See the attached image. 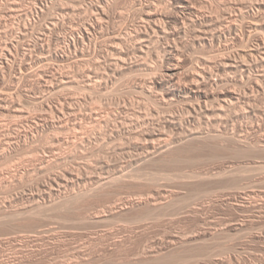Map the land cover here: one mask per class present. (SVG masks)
I'll list each match as a JSON object with an SVG mask.
<instances>
[{"label":"rangeland","instance_id":"obj_1","mask_svg":"<svg viewBox=\"0 0 264 264\" xmlns=\"http://www.w3.org/2000/svg\"><path fill=\"white\" fill-rule=\"evenodd\" d=\"M65 1L66 0H60V1L59 0H54V1L53 0H0V2L2 3V4H0V11L1 10L4 11V12L3 11L0 12V68H1L0 71L2 70L0 72V80H1L0 81L1 82L0 83V91H1V93H4L6 95L8 94V92L12 91L8 94L9 98L16 100L17 103L19 101V103H18L20 105L19 107H20V109L24 110V117H25V120H24L21 117L13 116V114L10 115V113H8L7 111L2 112L0 110V119L2 120V121L0 120V133L5 132L3 135H1L2 133L0 134V140H1L0 141V152H1L0 153L1 154L0 155V161H1L0 162V180H1L0 181V208L11 213V212H15V211L20 212L21 210L27 211V209L31 210L34 207H36L38 203H40V205H42V203L44 204L45 202H47V205H46V203L44 204V206L47 207L48 205H51L53 203L58 202L59 200L57 197H59V199H61L63 197V195H61V193L62 194L65 193V195H67V194L75 192V190H76V192L77 191L79 192V191H82L80 189L84 190V188L86 189L89 187L88 189H91L92 186L96 187L97 186L96 180L100 181V179H101V180H103V182L108 181L107 182L108 185H109V182L111 184L107 188H105L106 190L104 189V192H102L103 194L97 193L94 195V197L90 195V196H88L89 198L88 197L82 198L76 204L77 206L75 205L76 207L75 206L71 207L72 209L69 208V210L67 209V211L66 210H60L59 211V209L49 208V210H45L46 214L49 213L46 215L44 212V209H43V211L37 210L36 213L37 212H39V213L43 212L42 213L43 217L42 216L40 217V215L38 213V214H35L34 216L31 217L32 220L30 219V217H28V220L26 218L25 221L23 218H19L20 221H19V219H16V223H14V221L12 219H10L11 222L8 225L2 223L0 225V264H6V263L7 264L8 263L9 264H65V263L71 264L70 262H72V264H75V263L76 264H87L88 262H89L88 264H91V263H93V264H121V263L122 264L123 263L124 264H145L146 263V264H148L149 263L148 261H150L149 264H153L154 262H155L154 264H177V263L178 264H264V211H262V210H264L263 209L264 208V151H263L264 150V117H263L264 116V112H263V110H264V103H263L264 102V90H262L263 88L262 89L256 88L257 90L254 89V91H255L254 92V91H252L253 90L252 87H255V85L250 84L251 91L249 90V92H252L250 94H251V96L253 95V97H252V100L254 99V101H252L253 103H250L251 105L250 106L248 105L249 107L243 106L244 108L242 107V108L237 109L238 111H234L235 114L231 113L226 118L224 117L223 120L219 119V121L222 120V122L217 121L216 123H214V126L217 129H221V131L223 130L222 132L231 133V135H236V137L238 136L237 138H239L241 141L244 140L243 142H246L248 140L247 141L248 143H252V145H257L256 147L254 146V148L252 150H248L249 152L247 150L244 152H239V151L236 152L234 149H231V148L228 149V147H225V146H220V147L217 146L218 147L217 148L215 145H213V147L209 146L207 148L206 147H201V148H199V147L198 148L186 147L185 149L183 148V149H180L178 151H175L173 153L175 158H171L168 160L164 159V161L156 160L155 162L154 161L147 162L143 158L147 155V152L150 151L153 146H156V147H158V145L160 146L166 138H168V139L179 138L180 137L179 135H182L181 131L180 132L176 131V130L166 131L167 133L164 134L165 135L164 137L157 139L158 141L157 140L154 141L156 144H154V142L152 143L153 146H152L150 141H147L142 137L135 136V137L129 138V136H127V135H125V136H111L112 138L111 137H108V139L106 138L107 142L102 143L104 138L102 139V137H99L100 135H98L99 133H97L96 131H95L96 132L95 135H93V137H92L94 139H92L91 138V127H90L91 126V122H90L91 120L89 117V116H91V110L92 109L93 110L97 109V110L101 111L103 116L106 115V113H107V115L109 114L108 115V116H110L109 124H110L111 128L120 127V126H123V122L121 121V118L126 116L127 113L128 114L131 113V112L130 113L128 112L129 109H125L128 107L127 104L130 105L131 104L130 102H132V99H135L134 102H132V103H135V101L140 99V98H139V95L137 96V94H134L135 97L133 95V97H134L133 98L131 96L132 92L130 91V93H129V84L127 85V83H129L132 79H135V77H134L135 74L134 75L129 74L126 77L128 78V76H129V78H132V79L123 78L122 81L120 80L118 82V85L116 82L115 84L117 86L114 84V86L111 88V89H113L115 87L113 89L114 92L110 89L111 92L109 91L107 98H105V99L103 98V100H102V102L104 101L103 104L97 100H95V102L93 104V101H94V99H96V96H91V88H90L91 85H89L91 83V79H90L91 76L89 77V79H87V78H88L89 74L91 75L90 66H91V63H93V61H94V60L91 61V59H94L95 56H93L94 52L91 53V51H90L91 50V46H90L91 43H89V41H87V40H83L84 41L83 42L81 39V38H84L82 36H84L83 33L85 31V25L88 23L87 18H89L91 16V12L88 10V13H87V7H86L87 5L85 3L83 4L81 0H80L81 3H79L77 0L76 1L67 0L66 2ZM124 1L128 2V0H124ZM217 1L216 0H212V1L210 0V3L213 4L212 5L213 7L207 1L206 5H209L210 7L207 6L208 8L205 7V8H207V10L205 8H203L202 10L205 13L216 15L217 14V13H215L216 8H219V10L225 9L224 5H225V2L227 0L226 1L225 0H219L218 3H217ZM7 2H9V3H7ZM13 2L15 4H17V6ZM122 2H123V0H122ZM127 2L125 4H127L128 6L124 4L118 9L119 11L116 12L117 14L114 13L112 20L110 21V27L112 24H113L112 26H117V28L122 27L124 20H121V22L119 20L125 18V16H130L132 18L135 17V12L133 10H130V8H128L129 2L128 3ZM194 2H196V0ZM18 3H19V5H18ZM40 3H42V4H40ZM43 3H45V4H43ZM69 3H72V4L69 5ZM64 4L65 5L67 4V5L65 6ZM74 4L76 6H73ZM43 5H45V6H43ZM48 5L50 8H48ZM52 5H54V6H52ZM38 6H39V9H38ZM2 7H3V9H2ZM53 7H55V8L53 9ZM70 7H73L75 9L70 8ZM13 8L15 10H13ZM62 8L65 9L64 11L67 14L65 12H62L63 11ZM121 8H122V10H121ZM52 9L55 11V13ZM18 10H19V12H17ZM32 11H33V14H32ZM68 11L71 12L72 14L68 13ZM84 11H86V12H84ZM263 11H264V8H263ZM24 12H26V13H24ZM36 12H38V13H36ZM14 13H15V15H14ZM21 13H23V14H21ZM73 13H74V15H73ZM120 13H122V14H120ZM84 14H86V15H84ZM2 15H4L5 17ZM120 15H121V17H119ZM123 15H125V16L123 17ZM13 16H14V18H13ZM26 17H29V19H26ZM1 18H3V19H1ZM39 18H41V19H39ZM48 18H50V19H48ZM63 18H64L65 22L61 21ZM42 19H43V21H42ZM46 19L48 22L46 21ZM54 19L55 20L58 19L57 20V22H59L58 27H56L55 24L49 23V21L51 22L52 20H53L52 22L55 23ZM78 19H79V22L77 21ZM112 21H113V23H111ZM72 22H74V23H72ZM20 23L22 25H20ZM42 23L44 24L43 26L41 25ZM119 23H120V25H119ZM25 24H28L29 28ZM32 24L34 26H32ZM37 25H39V26H37ZM47 25H49V26H47ZM76 25H77V27L78 26L79 27H78V29H76V31H73V30H75V28H77ZM82 25L84 28L82 27ZM11 26H13L14 28H12ZM53 26H55V27H53ZM61 26H64V27H61ZM32 27H34V28L32 29ZM20 28L22 31L20 30ZM5 29L8 31H6ZM11 29L14 31H12ZM81 29L84 31H82ZM16 30H17V33L19 32L18 34L15 33ZM4 31H5V33H4ZM8 32H9V34H8ZM78 33H79V35H78ZM242 33L240 35L242 40L238 43V46L236 47V48H239L237 51H239L240 49L241 50L245 49L244 47H246V44L253 46V45H256V43H257V41H256L257 37H255L253 35H251V37H250L249 34H247V33H245V34L243 33L244 35H242ZM24 35H26V36L28 35V36L24 37ZM53 35H55V36H53ZM72 35H73V38H72ZM64 36L65 37L67 36L66 37L67 42L72 41V40H77L80 38L77 41V45L75 46V48L78 47L76 50H79L80 52L79 51L75 52L74 46H72L73 48L71 47L72 49L68 48L67 42L62 43L61 38ZM9 37H10V39H8ZM31 37H32V39H31ZM99 37H101V35H98V41H101V39H102L101 42H103V44H104V42H107L106 37L105 38L101 37V39ZM28 38L30 39V41ZM40 39H42V40L40 41ZM33 40H34V42H33ZM243 40H244V44H242ZM247 40L248 41L252 40V41L248 42ZM9 41H10V43H8L9 45L6 44ZM13 43L15 46H12ZM28 43H30V44L28 45ZM37 43L42 44V47L36 48ZM84 43H86V44H84ZM34 44H35V47H34ZM55 44H57V45H55ZM105 44H107V43H105ZM82 45H84V46H82ZM201 45L202 44H200V45L195 44V45H189L188 48L184 47L183 52L185 54V58H187L189 60L190 57H193L194 59L190 58V60H194V61L196 60L197 61V59H200L202 56L205 57V55L207 56V55H210L212 53H214V55H215V51L217 50V49H215L216 47H211V46L208 47V46H204V45L201 46ZM6 46L12 50V53L14 52L13 53L14 56H12L13 54L11 53L12 55L7 57L8 62L5 60L6 59L5 55L9 54L10 49L7 50ZM66 46H67V48H66ZM59 47H60V49H59ZM1 48H2V50H1ZM83 49H84V52L82 53L81 51ZM11 50H10V52H11ZM204 50H206V51H204ZM56 51H60V52L62 51V52L66 53V56L68 58L66 57L65 62H61L55 56H53ZM52 52H54V54ZM3 53H5V54H3ZM15 53H17V54H15ZM35 54H37V55H35ZM75 54H76V56H75ZM217 54H218V52L216 51V55ZM29 55H32L33 58H32V56H29ZM48 55H50V57H48ZM194 55H196V56H194ZM9 57L10 58L12 57V58L9 60ZM22 57H23V59H22ZM71 57H72V59H71ZM74 57H75V59H74ZM91 57H93V58H91ZM208 57H211V55ZM28 61H30V62H28ZM73 61H74V63L79 62L80 63L79 66H81V67H79L80 70L78 71L79 76H80V77H78L79 85H76L75 88H74V86H73V88L71 86L69 88L70 90L66 89L65 91L64 90L63 91H60V90H54L53 91V90L49 89L50 88L49 85H51V83L47 82L45 79H43V76L40 77L41 76L40 71H42V69L43 70L48 69L53 74L56 73V75L61 74V72L62 73L68 72L70 74V73L75 72V70H76V67H73L74 65H71V64H74ZM87 62L89 65L87 64ZM2 63H4V64L2 65ZM38 63H40V64H38ZM56 63L60 64V67H59V65L57 67ZM18 65L19 66L21 65L20 68L18 67ZM50 65H52L53 69H52V67H49ZM67 66H68V68H67ZM10 68H12V70ZM56 68H58L59 70ZM66 68L68 70H66ZM35 69H36V71H35ZM71 69H74V70L72 71ZM3 70H4V72H3ZM21 70H22V72H21ZM53 71H55V72H53ZM19 72H21V73H19ZM8 73H10V74H8ZM12 73H13V75H12ZM86 74H88V75L86 76ZM138 74H140V73H137L136 77L141 76V74L140 75H138ZM7 75H9V76H7ZM28 75L29 76L31 75V76L29 77ZM21 77H22V79H21ZM4 78L6 79V81ZM37 78H39V79H37ZM32 79H34V80H32ZM84 79L85 80L87 79V80L85 81ZM83 80H84V82H83ZM84 83H87L89 86L87 84H84ZM259 84H261V83L259 82ZM21 85H22V87H21ZM40 85H43V86H40ZM18 86H20V87H18ZM78 86L81 87V89H79ZM121 86H123V87L121 88ZM236 86H237L238 91H239V89L243 90V88H241L240 85L239 86L236 85ZM42 87L44 89H42ZM21 88L23 91L21 90ZM234 88H235V86H234ZM77 89H79L78 90L79 92L76 91ZM83 89H86L87 94L83 92V91H85ZM125 89L128 91H126ZM2 90H3V92H2ZM87 90H90V92H88ZM120 90H122V91H120ZM34 91L37 93H35ZM58 91H60V92H58ZM80 91L84 94H82ZM123 91L125 92V94H123L124 93ZM66 92H67V95L69 94L68 96H66ZM118 92H120V93H118ZM121 92H123V93H121ZM14 93L16 95H14ZM51 93H53V95ZM56 93H57V96H56ZM11 94H13L14 96L12 97ZM42 94L45 96H43ZM63 94H65V95H63ZM78 94H79V96H78ZM80 94H82V95L80 96ZM112 94H116V95L114 96ZM118 94H120V96ZM93 95H96V94H93ZM109 95H111V96H109ZM16 96H18V97L21 96V97L18 99V97H16ZM71 96H73L72 99L74 98L76 101L74 99L71 100ZM76 96H78V97H76ZM112 96H113V98L111 99L110 97H112ZM256 96L259 98H257ZM48 97H49V99H46ZM131 97H132V99H131ZM136 97H137V99H136ZM21 98H24V99L21 101ZM62 99H63V101L65 99V101H68L69 103H72V101H73L72 105H70V104L69 105L73 106V104H74L73 108L77 107L75 109L78 111L77 114L80 113V115H84V116L86 115V118L88 117V119H84L86 121L79 119L80 117L78 118V122H77L78 125H79V120H81V122L82 121L84 122V125L82 127L83 129L86 127L84 130L82 129L84 132H81L82 130H80L81 129L80 127H79L80 129H78V130L75 128V130H77V131L73 130V127H74L73 124H74V122H76V121H73L74 120L73 116L65 113L66 115H68V116H66L65 114H61L60 113L61 111H59V112L55 111L56 108H57L56 110L60 109V107H61L60 103L63 102ZM84 99H85V102H84ZM41 100L43 101V103ZM114 100H115V102H112ZM126 100L128 101L127 103H126ZM40 101H41V103H40ZM138 101H140V100H138ZM21 102H22V104H21ZM26 102L31 103V105L29 103L27 104ZM45 102L47 103V106H50V108L52 107L54 110H52V108L50 109L49 107H45V109H44L42 107V104H44ZM86 102H88V103L86 104ZM120 102H122V103L125 102L124 103V104H126L125 107H124V104H121ZM100 103H101V105H100ZM118 103L120 105H116ZM96 104H98V105H96ZM135 104H134V106H135ZM139 104L140 103L138 102L137 106H139V107L135 106L138 108V109L136 108L137 110L141 109L140 111H142L143 108H146V106L143 103H142L143 105H141V104L139 105ZM94 105H95V107L96 106H99V107L95 108ZM35 106H37L38 109L35 108ZM149 106L150 105H148V107ZM24 107H25V109L27 108L26 110H28V112L27 111L25 112ZM28 107L32 108V109L30 110ZM80 107H82V108H80ZM121 107H123V108H121ZM79 108L82 109L83 111L80 110ZM99 108H102L103 111ZM104 108H105V110H104ZM245 108H247V110ZM36 109H37V112L41 111V110H43V111L37 113ZM29 110L32 113H30ZM160 110H163V109H160ZM248 110H249V112H248ZM118 111L121 114V116L123 115L122 117L119 116L120 114L118 113ZM144 111H148L147 108H146V110L143 109L142 112H144ZM163 111L164 112L160 111L161 113H163V115L160 116L162 119L166 114H167L166 117H170L173 114L174 115H178V114L181 115V113H180L181 110L180 109L178 110V108L174 109L173 111H170L167 109L163 110ZM51 113H52V115L53 114L54 115L52 116ZM87 113H88V115H87ZM144 114L148 115V112H146V113L144 112ZM25 115H27V116H25ZM46 115H47V117H46ZM80 115L78 114V116H80ZM147 115H146V117L148 119H150L149 118L150 116H147ZM128 116H130V115H128ZM15 117L18 119H16ZM59 117H60V119H59ZM166 117H164V118H166ZM19 118H21V119H19ZM30 118H31V120L26 121V119H30ZM43 118H45V120L46 119L49 121L51 120V121H54L56 123H59L58 120L60 121V120H63L65 118V120H63V121H65L64 123L65 124L69 123L68 126L71 124L72 127L70 125L69 128H72V129L70 130V132L64 131L62 133L58 132V131H56V132L50 131V130H47L46 128L43 129L44 131L40 130L39 132H41V133H38L37 130H36L37 132H35L34 126H32V125H34V123H36V122L37 123L42 122L41 124L43 125V122H44ZM118 120L120 121V123ZM3 121L6 125L3 123ZM116 121H117V123H115ZM149 121L152 122L151 120H149ZM226 121L228 122V124L225 123ZM26 123L29 126H27ZM217 123H219L218 127L216 126ZM231 123H232V125H231ZM21 124L24 126L22 127ZM81 125H82V123H81ZM203 125L205 126V128L204 127H201V128H204L203 129L204 131L208 130L207 132H209V129H211L209 127H211L212 125L211 126H209V125L207 126V124H203ZM214 126H212V127L215 128ZM213 128H212V130H213ZM7 130H9V132ZM212 130H210V131H212ZM44 132H45V134H43ZM27 133H29L28 137L26 136ZM55 133L58 134L56 136L58 137V139L61 140V143H62V141H68L69 140V142H68L69 145H66V144L63 145V144L59 143L57 140H55L53 138L55 136ZM174 133H175V135H173ZM60 134L63 136H61ZM7 135H8V137H6ZM15 135H16V137L18 135L22 136L21 142H18V143L12 142L13 144L8 142V140L13 138V136L15 137ZM75 135L78 138L83 136V138L85 139L86 142L79 144L80 145L79 147L73 146L72 142L77 140ZM242 135H243V137H241ZM1 136H3V137H1ZM46 136H47V138H46ZM51 136H53V137L51 138ZM84 136H86V137H84ZM94 136H96V137H94ZM177 136H179V137H177ZM3 138H5V139H3ZM32 138H35V139H33L34 140L33 143H32V141H33ZM74 138H75V140H74ZM125 138H127L128 140ZM48 139H49V141H48ZM91 139L93 141L92 145H91ZM162 139H164V140H162ZM125 140H126V143H128V144L131 143V144L130 145L126 144ZM159 140L160 141L162 140V142H160ZM5 141H7L8 144H6ZM112 141H113V143H112ZM1 142L3 143V145ZM29 143L30 144L32 143L34 145L32 146ZM54 143L56 145L58 144V146L60 145L61 147L54 145ZM70 143H71V145H70ZM4 144H6V145H4ZM101 144H104L105 146L102 145L101 147L98 148V146H100ZM109 144L113 145L114 147L109 145ZM122 144L125 147L120 146ZM23 145H25V146H23ZM53 145H54V147H53ZM87 145H89V147ZM30 146H32V147H30ZM33 147H35V148H33ZM91 147L93 148V150L91 149ZM224 147H225V149H224ZM22 148L24 149V152H26L25 154L23 153ZM37 148H38V150H37ZM89 148H90V150H89ZM108 148H109V150H108ZM149 148H151V149H149ZM25 149L29 150V151H25ZM33 149H34V151H33ZM40 149H41V151H40ZM62 149H63V151H62ZM68 149L71 151H69ZM113 149H114V151H113ZM211 149H213V150H211ZM81 150H83V152ZM119 150H121V151H119ZM66 151H68V152H66ZM115 151H116V153H114ZM202 151H204L205 153ZM4 152H5V154H4ZM52 152H54L55 154ZM65 152H66V154H65ZM78 152H79V154H78ZM90 152H91V154H90ZM100 152H101V154H100ZM127 152H129V153H127ZM245 152H247L248 154ZM2 153H3V155H2ZM33 153L36 155H34ZM62 153L64 155H66V157L68 159L66 161L64 160L63 161L64 163L60 160V158L62 156L64 157V155ZM244 153H245V155H244ZM6 154L8 157H6ZM26 154H27V156H26ZM68 154H69V157H68ZM70 154H71V156H70ZM178 154H179V156H178ZM47 155H49V156H47ZM86 156L88 158H86ZM140 157H142V158H140ZM135 158H137V159H135ZM42 159L46 160V161L45 160L43 161V162H45V165H44L45 167H48V165H51V163H54V164H52V167L48 168L49 170H46V171L41 173V172H37V170H35V167H36V165H37V167L41 166V163H39V162H41ZM88 159H89V161H88ZM19 160H20V162H19ZM6 162L8 164H6ZM27 162L29 164H27ZM67 162H69V163H67ZM89 162H91V164ZM139 162L141 163L140 165H139ZM163 162H165V163H163ZM13 163H15V165H12ZM16 163H17V165H16ZM20 163H21V165H20ZM48 163H50V164H48ZM59 163H63V164H59ZM74 163H76V164H74ZM25 164H26V166H25ZM56 164H57V166H56ZM81 164H84V165L82 166ZM11 165H12L13 169H11V167H10ZM70 165H72V166H70ZM14 166H15V168H14ZM65 166H66V168H65ZM5 168H6V170H5ZM14 169H16V170L18 169L17 172ZM65 169L68 170L69 172H71L72 174L74 173V175L71 174V176H70L73 179V181L75 178L76 179H75L74 183H72V180H69V181H67L68 183L64 182V184H61L62 187H59L58 186L59 184H57L54 180L56 179L55 177H57V176L60 177L61 175L66 173ZM103 169H105V171ZM55 170H57V171H55ZM91 171H93V172H91ZM221 171L224 172V174L217 175L219 172L221 173ZM5 172L7 173V175ZM125 172H126V174H125ZM185 172H186V174H185ZM90 173H92V174H90ZM189 173H190V175H192V173L193 174H199L200 173L199 175H201V177H203L204 179H200L201 181L199 179L197 181L196 180H193V181L188 180L187 177L190 176ZM24 174H25V176H24ZM30 174H32V176H30ZM39 174L41 175V177H39L40 176ZM42 174H44V175L42 176ZM186 175H188V176L186 177ZM23 176H24V178L25 177L26 178L24 179ZM52 176H53V179H52ZM78 176H81V178ZM104 176H106V178H104ZM222 176H224V178ZM6 177H8V178H6ZM30 177L31 178L33 177V178L31 179ZM97 177L99 179H97ZM210 177H212V178H210ZM214 177H216L217 179H214ZM218 177H220L219 178L220 180L218 179ZM17 178H19L20 180ZM110 179L113 182L115 181V183L113 184V182ZM116 179H118V180H116ZM181 180H183V181H181ZM221 180L223 183H221ZM23 181L25 182L26 185L24 184ZM224 181L227 183H225ZM33 182L34 183L37 182V183H35L36 185ZM41 182L44 184V186ZM10 183H11V186H10ZM193 183H194V185H193ZM14 184H16V185H14ZM52 184H54L55 186ZM189 184H191V185H189ZM231 184H233V185H231ZM23 185L25 188L26 187L27 188L25 189L23 187ZM80 185H82V186H80ZM206 185H207V188L205 187ZM4 186H6V187H4ZM74 187H75V189L73 190ZM16 188L17 189L19 188V190L17 191ZM67 188L70 190L72 189L73 191H70ZM195 189H197V190H195ZM23 190H25V191H23ZM69 191H70V193H69ZM181 191H182V193H181ZM41 192H43L42 193L43 195L41 194ZM50 194H52V195H50ZM175 195H176V197H174ZM60 196H62V197H60ZM95 196H97V197H95ZM161 196H163V198ZM25 198H26V200H25ZM55 198L57 201H54ZM149 198H150V200H149ZM136 200H137V202H136ZM146 200L147 201L149 200L148 202H150V203H148ZM181 200H182V202H181ZM134 201L136 203H138L140 201L141 202L146 201L147 203L144 202L146 204L142 205L145 209L142 208V206L137 207L136 203H134ZM157 202H158V204L163 202L165 205L167 204L166 205L167 207L165 205H164L165 207L164 206L159 207L161 210V212H160L159 209L157 210V207L155 206L157 204ZM179 202H180V204H179ZM3 203H4V205H3ZM10 203H12V204H10ZM132 204H135V205H132ZM31 205L32 206L35 205V206L32 208ZM171 205H173V206H171ZM13 206H15V207H13ZM181 206L185 207V208L183 209ZM127 207H130V208H127ZM20 208H22V209H20ZM82 208H83V210H81ZM178 208H181V209H178ZM11 209H14V210L16 209V210L14 211ZM45 209H47V208H45ZM75 209H78V210H75ZM163 209H164V211H163ZM124 210H126L127 212ZM83 211H85V212H83ZM52 212H54V213H52ZM145 213H146V216H145ZM73 214H74V216H72ZM139 214H141V215H139ZM156 215H157V217H156ZM71 216H72V218L70 219ZM80 216L81 217L83 216L82 218L85 217L87 219L83 220ZM129 216L131 219L129 218ZM33 217H35V218H33ZM78 217H80V218H78ZM136 217H137V219H136ZM41 218L44 220H42ZM10 220H6V221L9 222ZM74 220H76V222ZM78 220H80V221H78ZM94 220H95V222H94ZM29 221H31V222H29ZM66 221H68V222H66ZM72 221L75 223L73 224ZM81 221L82 222L85 221V222L82 224ZM87 222H88V224H87ZM27 223L28 224L31 223V224L28 226ZM21 224H22V226H21ZM15 225H16V228H15ZM19 227H21V228L18 229ZM9 228H11V229H9ZM25 228H28V231H25V230H27ZM42 229H44V230H42ZM21 230H22V232H21ZM29 230H31V232H29ZM18 231H20V233ZM16 232H18L20 235ZM24 232H25V235H24ZM26 233H28V236ZM29 233H31V234H29ZM182 236L186 239H184ZM20 237H22V238H20ZM71 237H72V239H71ZM179 238H180V240H179ZM31 239H33V240H31ZM183 240H191L193 242L192 243L193 247L190 245L192 247V248H190V246L188 245L189 246V247L187 246L188 249L184 247V248L178 249L176 251L174 246L176 247V245L179 242H182ZM60 243H62V244H60ZM121 243L123 245H120ZM60 245H61V247H60ZM64 246H67L68 248L64 247ZM195 246H197L199 248H197ZM164 247H165V249H164ZM41 248H42V250H41ZM120 248H122V249L120 250ZM160 248L161 249L163 248V249L161 250ZM61 249H63L64 251ZM77 249H78V251H77ZM124 249H126V250H124ZM151 249H152V251H151ZM184 249H186V250H184ZM155 250H157V251H155ZM172 250H173V252H172ZM115 251H117V252H115ZM168 251H169V253H168ZM37 252H39V253H37ZM152 252H153V254H152ZM160 252L161 253L164 252L163 254L165 256H163V254H161L163 257H161L160 254H159L160 255L159 256L157 253H160ZM171 252H172V254H171ZM177 252L180 254V256L177 254ZM142 253L144 256L142 255ZM166 253H167V255H166ZM65 254H67V255H65ZM72 254H73V256H72ZM114 254H115V256H114ZM120 254L121 255L124 254V255L121 256ZM40 255H42V256H40ZM105 255H106V257H104ZM170 255H171V257H170ZM201 255H204V256H201ZM110 256H111V258H110ZM167 256H169L170 258ZM80 257H82V258H80ZM160 257H161V259H160ZM26 258H28L27 259L28 261L23 260V262H22V259H26ZM37 258H38V260H37ZM75 258H77V259L75 260ZM78 258H79V260H78ZM83 258H84V261H82ZM86 258L87 259L89 258V259L87 260ZM112 258H114V259H112ZM124 258H126V259H124ZM69 259H72L73 261L69 260ZM80 259H82V260H80ZM123 259L125 261H122ZM155 259H157V261ZM145 260H146V262H145ZM108 261H110V262H108ZM129 261L131 263H129Z\"/></svg>","mask_w":264,"mask_h":264},{"label":"bare ground","instance_id":"obj_2","mask_svg":"<svg viewBox=\"0 0 264 264\" xmlns=\"http://www.w3.org/2000/svg\"><path fill=\"white\" fill-rule=\"evenodd\" d=\"M54 1V0H53ZM60 1V0H59ZM67 1V0H66ZM65 1V2H66ZM73 1V0H72ZM76 1V0H74ZM79 3L80 0H77ZM82 3L86 4L87 6V13H88V10L91 12V16L89 18H87L88 20V23L85 25V31H84V38H81L82 41L83 40H87L89 41V43H91V53L94 52L93 56H95L94 59H91V61H93V63H91V75L89 74L88 78L86 77L88 74H86V78L89 79V77L91 76V83L89 85H91V96H96V99H94L93 101V104L95 102V100L102 102L103 98H107L108 94H109V91L110 89L114 86V84L117 82V85H118V82L123 78H127L126 76L129 75V74H135L134 77L135 79H132V78H128L129 79H132L129 83H127V85L129 84V93L130 91L132 92L131 93V96L133 97L134 94H137V96L139 95V98L138 100L135 101V103H132L134 102L135 99H132V102H130L128 105L127 104V108L125 109H129V113H127L126 116L122 117L121 114L119 116H121V121L123 122V126H120V127H113L111 128L109 122H110V116L107 115H102L101 111L95 109V110H91V116L90 117V122H91V138L93 137V135H95V133H99L98 135H100L99 137H102V139L104 138V140L102 141L103 142H107L106 141V138L108 139V137H111V136H129L130 137H135V136H138V137H142L144 138L145 140L147 141H150L151 144L159 139V138H162L164 137L165 133H167L166 131L168 130H176V131H181L182 135H179L177 137L179 138H175V139H168L166 138L163 142L162 140L160 142H162V144L158 147L156 146H153L152 144V149L150 151L147 152V155L143 158L145 159L147 162H152V161H156V160H161V161H164V159L168 160V159H171V158H175V156L173 155V153L175 151H178L180 149H185L186 147H196V148H201V147H209V146H212L215 145L216 147H220V146H225V147H228L231 148V149H234L236 152L239 151V152H244V151H248V150H252L254 148V146L256 147L257 145H252V143H248L247 141L246 142H243L241 141L239 138L236 137V135H231V133H227V132H222L221 129H217L215 126H214V123H216L217 121H219V119H224V117L226 118L227 116H229L231 113L235 114L234 111H238L237 109L239 108H242L243 106H250L251 104L250 103H253L252 101H254V99L252 100V97L253 95L251 96L250 93L252 92H249V90L251 91V87H250V84L251 85H255V87H252V91H254V89L256 88H260L262 90H264V11H263V6H264V0H225V9H222V10H219V8H216V12L217 13L216 15H212V14H208V13H205L202 9L209 6V5H206L207 4V1L210 3V0H196V2H194L193 0H128L127 1H124L122 2V0H81ZM212 1V0H211ZM217 1V0H216ZM219 1V0H218ZM217 1V3H218ZM18 2V1H17ZM16 2V3H17ZM128 3L129 4V7L130 10H133L135 12V17H130V16H125L123 15V17L125 16V18L123 19H120L119 21L121 22V20H124L123 22V26L122 27H119L117 28V26H112L110 27V21L112 20V17L114 16V13H116L117 11H119L118 9L124 5L125 3ZM221 2V1H220ZM224 2V1H223ZM9 3V2H7ZM11 3V2H10ZM14 3V2H13ZM22 3V2H21ZM20 3V4H21ZM24 3V2H23ZM48 3V2H47ZM57 3V2H56ZM68 3V2H67ZM77 3V2H76ZM216 3V4H217ZM0 4H2L0 2ZM15 4V3H14ZM27 4V3H26ZM29 4V3H28ZM31 4V3H30ZM42 4V3H40ZM45 4V3H43ZM58 4V3H57ZM72 4V3H69V5ZM211 6L213 5L212 3H210ZM8 5V4H7ZM12 5V4H11ZM17 6V4H15ZM14 5V6H15ZM19 5V3H18ZM34 5V4H33ZM32 5V6H33ZM55 5V4H54ZM52 5V6H54ZM61 5V4H60ZM63 5V4H62ZM65 5V4H64ZM67 5V4H66ZM65 5V6H66ZM127 5V4H125ZM206 5V6H205ZM218 5V4H217ZM29 6V5H28ZM45 6V5H43ZM51 6V7H52ZM73 6H76L75 4ZM79 6V5H78ZM128 6V5H127ZM5 7V6H4ZM9 7V6H8ZM7 7V8H8ZM68 7V6H67ZM210 7V6H209ZM213 7V6H212ZM10 8V7H9ZM12 8V7H11ZM21 8V7H20ZM26 8V7H25ZM48 8L49 5H48ZM55 7H53L54 9ZM70 8H73V7H70ZM208 8V7H207ZM207 8H205L207 10ZM222 8V7H221ZM220 8V9H221ZM3 9V7H2ZM19 9V8H18ZM22 9V8H21ZM37 9V8H36ZM38 9H39V6H38ZM44 9V8H43ZM52 9V10H53ZM60 9V8H59ZM75 9V8H73ZM72 9V10H73ZM85 9V8H84ZM218 9V10H217ZM7 10V9H6ZM13 10H15L13 8ZM26 10V9H25ZM46 10V9H45ZM50 10V9H49ZM48 10V11H49ZM57 10V9H56ZM63 10V11H62ZM62 12H65L64 8H62ZM122 10V8H121ZM120 10V11H121ZM126 10V9H125ZM129 10V9H128ZM3 11V10H1ZM0 11V12H1ZM12 11V10H11ZM23 11V10H22ZM54 11V10H53ZM124 11V10H123ZM4 12V11H3ZM14 12V11H13ZM19 12V10L17 11ZM28 12V11H27ZM42 12V11H41ZM46 12V11H45ZM57 12V11H56ZM73 12V11H72ZM80 12V11H79ZM86 12V11H84ZM122 12V11H121ZM125 12V11H124ZM26 13V12H24ZM38 13V12H36ZM52 13V12H51ZM55 13V11H54ZM66 13V12H65ZM68 13H71L68 11ZM77 13V12H76ZM211 13V12H210ZM213 13V12H212ZM7 14V13H6ZM23 14V13H21ZM32 14H33V11H32ZM48 14V13H47ZM62 14V13H61ZM67 14V13H66ZM72 14V13H71ZM83 14V13H82ZM117 14V13H116ZM122 14V13H120ZM15 15V13H14ZM20 15V14H19ZM18 15V16H19ZM27 15V14H26ZM74 15V13H73ZM86 15V14H84ZM89 15V14H88ZM131 15V14H130ZM4 16V15H2ZM17 16V17H18ZM36 16V15H35ZM47 16V15H46ZM50 16V15H49ZM81 16V15H80ZM5 17V16H4ZM16 17V16H15ZM39 17V16H38ZM37 17V18H38ZM51 17V16H50ZM62 17V16H61ZM83 17V16H82ZM121 17V15L119 16ZM7 18V17H6ZM14 18V16H13ZM46 18V17H45ZM52 18V17H51ZM56 18V17H55ZM59 18V17H58ZM3 19V18H1ZM26 19H29V17H26ZM41 19V18H39ZM50 19V18H48ZM66 19V18H65ZM70 19V18H69ZM80 19V18H79ZM79 19L77 20L79 22ZM83 19V18H82ZM86 19V18H85ZM84 19V20H85ZM9 20V19H8ZM20 20V19H19ZM25 20V19H24ZM55 20V19H54ZM58 19L55 20V23H53L52 21L49 23H52V24H55L56 27L59 26V22H57ZM74 20V19H73ZM114 20V19H113ZM3 21V20H2ZM10 21V20H9ZM43 21V19H42ZM47 21V19H46ZM63 22H65L64 18L61 20ZM72 21V20H71ZM11 22V21H10ZM26 22V21H25ZM35 22V21H34ZM37 22V21H36ZM48 22V21H47ZM84 22V21H83ZM82 22V23H83ZM87 22V21H86ZM118 22V21H117ZM13 23V22H12ZM23 23V22H22ZM32 23V22H31ZM62 23V22H61ZM74 23V22H72ZM113 23V21L111 22ZM9 24V23H8ZM18 24V23H17ZM34 24V23H33ZM32 24V26H34ZM38 24V23H37ZM20 25H22L20 23ZM28 26V24H25ZM42 26L44 25L43 23L41 24ZM62 25V24H61ZM79 25V24H78ZM115 25V24H114ZM120 25V23H119ZM39 26V25H37ZM49 26V25H47ZM53 26V27H55ZM70 26V25H69ZM12 28H14L13 26H11ZM36 27V26H35ZM41 27V26H40ZM61 27H64V26H61ZM73 27V26H72ZM75 27V26H74ZM77 27V25H76ZM79 27V26H78ZM73 31H76V29ZM83 27V25H82ZM8 28V27H7ZM6 28V29H7ZM29 28V26H28ZM34 27H32L33 29ZM67 28V27H66ZM84 28V27H83ZM5 29V30H6ZM42 29V28H41ZM53 29V28H52ZM62 29V28H61ZM70 29V28H69ZM12 30V29H11ZM21 30V28H20ZM25 30V29H24ZM28 30V29H27ZM63 30V29H62ZM3 31V30H2ZM8 31V30H6ZM14 31V30H12ZM22 31V30H21ZM34 31V30H33ZM41 31V30H40ZM57 31V30H56ZM80 31V30H79ZM45 32V31H44ZM53 32V31H52ZM59 32V31H58ZM247 33L249 34V36L251 37V35L257 37V43L256 45H248L246 44V47H244L245 49H240L239 51H237L239 48H236L238 46V43L242 40L241 39V33ZM5 33V31H4ZM11 33V32H10ZM17 33V30L16 32ZM19 33V32H18ZM17 33V34H18ZM28 33V32H27ZM51 33V32H50ZM57 33V32H56ZM63 33V32H62ZM69 33V32H68ZM242 33V35H244ZM9 34V32H8ZM32 34V33H31ZM13 35V34H12ZM56 35V34H55ZM53 35V36H55ZM65 35V34H64ZM67 35V34H66ZM76 35V34H75ZM79 35V33H78ZM98 35H101V37H106V41L107 42H104L107 43V44H103L102 39L101 37H99L101 39V41H98ZM4 36V35H3ZM19 36V35H18ZM22 36V35H21ZM28 36V35H27ZM26 35H24V37H27ZM42 36V35H41ZM63 36V35H62ZM247 36V35H246ZM252 36V37H253ZM6 37V36H5ZM8 37V36H7ZM15 37V36H14ZM67 37V36H66ZM65 36L64 37H60L61 38V41L62 43H66L67 42V38ZM2 38V37H1ZM30 38V37H29ZM28 38V39H29ZM40 38V37H39ZM55 38V37H54ZM53 38V39H54ZM72 38H73V35H72ZM71 38V39H72ZM76 38V37H75ZM79 38V37H78ZM6 39V38H5ZM10 39V37L8 38ZM13 39V38H12ZM11 39V40H12ZM27 39V38H26ZM32 39V37H31ZM51 39V38H50ZM69 39V38H68ZM80 39V38H79ZM72 40V41H68L67 42V46L68 48H71L72 46H75L77 45V41L79 40ZM99 39V40H100ZM256 39V38H255ZM7 40V39H6ZM22 40V39H21ZM39 40V39H38ZM42 39H40L41 41ZM52 40V39H51ZM105 40V39H104ZM103 40V41H104ZM8 41V40H7ZM30 41V39H29ZM28 41V42H29ZM32 41V40H31ZM248 41V40H247ZM249 41H252V40H249ZM248 41V42H249ZM2 42V41H1ZM6 42V41H5ZM34 42V40H33ZM60 42V41H59ZM84 42V41H83ZM10 43L7 42L6 44ZM25 43V42H24ZM58 43V42H57ZM79 43V42H78ZM102 43V44H101ZM23 44V43H22ZM30 43H28L29 45ZM82 44V43H81ZM86 44V43H84ZM195 44H202L201 46H211V47H216L215 49H217L216 51L218 52V54L216 55V51H215V55L214 53L210 54L211 57H208L210 55H205V57H201L200 59H197V61L195 60H190V58L194 59L193 57H190L189 60L187 58H185V54L183 52L184 50V47H187L189 45H195ZM242 44H244V40L242 42ZM9 45V44H8ZM17 45V44H16ZM19 45V44H18ZM32 45V44H31ZM41 45V46H40ZM57 45V44H55ZM89 45V44H88ZM240 45V44H239ZM248 45V46H247ZM12 46H15L14 43ZM46 46V45H45ZM66 46V48H67ZM84 46V45H82ZM86 46V45H85ZM243 46V45H242ZM7 47V46H6ZM21 47V46H20ZM34 47H35V44H34ZM38 47H42V44L40 43H37L36 44V48ZM65 47V46H64ZM16 48V47H15ZM29 48V47H28ZM56 48V47H55ZM73 48V47H72ZM71 48V49H72ZM78 48V47H77ZM77 48H75V52H78L79 50H76ZM85 48V47H84ZM190 48V47H189ZM7 50L10 49V48H6ZM22 49V48H21ZM54 49V48H53ZM60 49V47H59ZM62 49V48H61ZM2 50V48H1ZM6 50V51H7ZM11 50V49H10ZM9 50V54H6V61H7V57L8 56H11L13 53H12V50L10 52ZM18 50V49H17ZM50 50V49H49ZM58 50V49H57ZM66 50V49H65ZM70 50V49H69ZM86 50V49H85ZM186 50V49H185ZM192 50V49H191ZM4 51V50H3ZM33 51V50H32ZM41 51V50H40ZM39 51V52H40ZM52 51V50H51ZM89 51V52H90ZM187 51V50H186ZM206 51V50H204ZM34 52V51H33ZM49 52V51H48ZM80 52V51H79ZM82 53L84 52V49L81 51ZM88 52V53H89ZM191 52V51H190ZM213 52V51H212ZM7 53V52H6ZM12 53V54H11ZM54 54V52H52ZM86 53V52H85ZM5 54V53H3ZM17 54V53H15ZM33 54V53H32ZM48 54V53H47ZM72 54V53H71ZM70 54V55H71ZM87 54V53H86ZM187 54V53H186ZM209 54V53H208ZM2 55V54H1ZM24 55V54H23ZM37 55V54H35ZM202 55V54H201ZM213 55V56H212ZM14 56V54L12 55ZM29 56H32V55H29ZM55 56L59 61L61 62H65L66 60V53L65 52H60V51H56L55 54L53 55ZM69 56V55H68ZM76 56V54H75ZM189 56V55H188ZM193 56V55H192ZM196 56V55H194ZM2 57V56H1ZM48 57H50V55H48ZM70 57V56H69ZM73 57V56H72ZM71 57V59H72ZM85 57V56H84ZM90 57V56H89ZM154 57V58H153ZM12 58V57H11ZM9 57V60L11 59ZM16 58V57H15ZM33 58V56H32ZM31 58V59H32ZM53 58V57H52ZM68 58V57H67ZM93 58V57H91ZM18 59V58H17ZM23 59V57H22ZM37 59V58H36ZM35 59V60H36ZM75 59V57H74ZM85 59V58H84ZM154 59V60H153ZM28 60V59H27ZM153 60V61H152ZM20 61V60H19ZM33 61V60H32ZM40 61V60H39ZM78 61V60H77ZM84 61V60H83ZM3 62V61H2ZM8 62V61H7ZM17 62V61H16ZM30 62V61H28ZM14 63V62H13ZM20 63V62H19ZM51 63V62H50ZM49 63V64H50ZM54 63V62H53ZM71 63V62H70ZM74 63V61H73ZM4 63H2L3 65ZM17 64V63H16ZM30 64V63H29ZM40 64V63H38ZM37 64V65H38ZM42 64V63H41ZM45 64V63H44ZM47 64V63H46ZM57 64V63H56ZM63 64V63H62ZM68 64V63H67ZM79 62L77 63H74V64H71V65H74L73 67H76V70L75 72L73 73H62L59 74V75H56V73H52L50 72L48 69H45L41 72V76H43V79H45L47 82H50L51 85L49 89L51 90H60V91H65L66 89H69L71 86L73 88H75L76 85H79V80H78V77L79 76ZM83 64V63H82ZM88 64V62H87ZM9 65V64H8ZM13 65V64H12ZM32 65V64H31ZM60 67V64H57V67ZM70 65V66H71ZM89 65V64H88ZM87 65V66H88ZM11 66V65H10ZM21 66V65H20ZM20 66L18 65V67L20 68ZM42 66V65H41ZM44 66V65H43ZM54 66V65H53ZM85 66V65H84ZM5 67V66H4ZM9 67V66H8ZM14 67V66H13ZM12 67V68H13ZM31 67V66H30ZM33 67V66H32ZM40 67V66H39ZM49 67H52V65H50ZM83 67V66H82ZM3 68V67H2ZM7 68V67H6ZM12 68H10L12 70ZM29 68V67H28ZM41 68V67H40ZM43 68V67H42ZM68 68V66H67ZM66 68V70H68ZM1 69V68H0ZM50 69V68H49ZM53 69V67H52ZM58 69V68H56ZM89 69V68H88ZM5 70V69H4ZM3 70V72H4ZM24 70V69H23ZM32 70V69H31ZM59 70V69H58ZM64 70V69H63ZM72 71L74 69H71ZM2 71V70H1ZM0 71V72H1ZM16 71V70H15ZM36 71V69H35ZM22 72V70H21ZM19 72V73H21ZM33 72V71H32ZM39 72V71H38ZM37 72V73H38ZM55 72V71H53ZM60 72V71H59ZM58 72V73H59ZM64 72V71H63ZM78 72V73H77ZM7 73V72H6ZM30 73V72H29ZM82 73V72H81ZM137 73H140L141 76H137ZM256 73V74H255ZM10 74V73H8ZM17 74V73H16ZM35 74V73H34ZM72 74V75H71ZM138 74V75H140ZM4 75V74H3ZM13 75V73H12ZM26 75V74H25ZM83 75V74H82ZM6 76V75H5ZM9 76V75H7ZM24 76V75H23ZM27 76V75H26ZM29 76V75H28ZM31 76V75H30ZM29 76V77H30ZM37 77V76H36ZM133 77V76H132ZM133 77V78H134ZM26 78V77H25ZM32 78V77H31ZM34 78V77H33ZM127 78V79H128ZM5 79V78H4ZM22 79V77H21ZM30 79V78H29ZM28 79V80H29ZM39 79V78H37ZM86 79V80H87ZM124 79V80H125ZM8 80V79H7ZM34 80V79H32ZM85 80V79H84ZM83 80V82H84ZM85 80V81H86ZM1 81V80H0ZM6 81V79H5ZM26 81V80H25ZM36 81V80H35ZM18 82V81H17ZM30 82V81H29ZM124 82V81H123ZM259 82L261 84H259ZM1 83V82H0ZM13 83V82H12ZM22 83V82H21ZM36 83V82H35ZM34 83V84H35ZM43 83V82H42ZM49 83V84H50ZM88 83V82H87ZM87 83H84V84H87ZM41 84V83H40ZM83 84V85H84ZM16 85V84H15ZM88 85V84H87ZM88 85V86H89ZM116 85V84H115ZM116 85V86H117ZM236 85H240L241 88H243V90H240L239 88V91L237 90V86ZM34 86V85H33ZM32 86V87H33ZM40 86H43V85H40ZM45 86V85H44ZM120 86V85H119ZM124 86V85H123ZM121 86V88L123 87ZM235 86V88H234ZM8 87V86H7ZM15 87V86H14ZM20 87V86H18ZM22 87V85H21ZM79 87V86H78ZM126 87V86H125ZM3 88V87H2ZM24 88V87H23ZM34 88V87H33ZM89 88V87H88ZM115 88V87H114ZM113 88V89H114ZM10 89V88H9ZM27 89V88H26ZM25 89V90H26ZM42 89H44L42 87ZM79 89H81V87H79ZM79 89H77L76 91H78ZM113 89H111L113 91ZM120 89V88H119ZM128 89V88H127ZM11 90V89H10ZM22 90V88H21ZM20 90V91H21ZM30 90V89H29ZM41 90V89H40ZM48 90V89H47ZM46 90V91H47ZM70 90V89H69ZM73 90V89H72ZM71 90V91H72ZM85 91H83L84 93H86V89H83ZM126 90V89H125ZM257 90V89H256ZM9 91V90H8ZM23 91V90H22ZM58 91V92H60ZM88 92H90V90H87ZM118 91V90H117ZM122 91V90H120ZM128 91V90H126ZM241 91V92H240ZM3 92V90H2ZM12 92V91H10ZM8 92V94L10 93ZM17 92V91H16ZM35 92V91H34ZM40 92V91H39ZM57 92V93H58ZM70 92V91H69ZM79 92V91H78ZM81 92V91H80ZM111 92V91H110ZM114 92V91H113ZM124 92V91H123ZM121 92V93H123ZM255 92V91H254ZM253 92V93H254ZM258 92V91H257ZM18 93V92H17ZM37 93V92H35ZM57 93H56V96H57ZM76 93V92H75ZM82 93V92H81ZM82 93V94H84ZM116 93V92H115ZM120 93V92H118ZM6 95L4 93H1L0 91V110L3 112V111H7L8 113L13 114V116H16V117H21L22 119L25 120V117H24V110L23 109H20V105L16 102V100H13L12 98H9V95ZM25 94V93H24ZM41 94V93H40ZM45 94V93H44ZM53 95V93H51ZM71 94V93H70ZM74 94V93H73ZM72 94V95H73ZM80 94V96L82 95ZM87 94V93H86ZM93 94H96V95H93ZM125 94V92L123 93ZM128 94V93H127ZM126 94V95H127ZM262 94V93H261ZM12 97L14 95H16L14 93L11 94ZM20 95V94H19ZM27 95V94H26ZM43 95V94H42ZM48 95V94H47ZM51 95V96H52ZM62 95V94H61ZM65 95V94H63ZM69 95V94H68ZM67 95V92H66V96ZM75 95V94H74ZM112 95H116V94H112ZM120 96V94H118ZM125 95V96H126ZM258 95V94H257ZM31 96V95H30ZM34 96V95H33ZM45 96V95H43ZM55 96V97H56ZM79 96V94H78ZM76 96V97H78ZM111 96V95H109ZM18 97V96H16ZM21 96L18 97V99L20 98ZM27 97V96H26ZM39 97V96H38ZM53 97V96H52ZM70 97V96H69ZM73 96H71V100ZM123 97V96H122ZM135 97V95H134ZM133 97V98H134ZM257 97V96H256ZM15 98V97H14ZM36 98V97H35ZM111 99L113 98L110 97ZM117 98V97H116ZM259 98V97H257ZM263 98V97H262ZM261 98V99H262ZM24 98H21V101L23 100ZM46 99H49L46 98ZM67 99V98H66ZM86 99V98H85ZM85 99H84V102H85ZM91 99V98H90ZM89 99V100H90ZM130 99V98H129ZM137 99V97H136ZM40 100V99H39ZM75 100V99H74ZM118 100V99H117ZM121 100V99H120ZM128 100V99H127ZM126 100V103L128 102ZM256 100V99H255ZM263 100V99H262ZM42 101V100H41ZM40 101V103H41ZM63 101V99H62ZM61 101V102H62ZM65 101V99H64ZM62 102L60 103L61 107L60 109L56 110L55 111H61L60 113L61 114H70L71 116H73L74 120L73 121H76L74 122L73 124V130H75V128L78 130H82L83 128V125H84V122L83 121H86L84 119H88V117L86 118V115H80V113H78L80 116H78L77 114V110H75L76 108L73 104V106H70L72 105V103H69L68 101H65V102ZM76 101V100H75ZM74 101V102H75ZM80 101V100H79ZM87 101V100H86ZM111 101V100H110ZM122 101V100H121ZM141 104V105H145L147 110L148 111H144L145 113L148 112V115L147 114H144L143 109L146 110V108H143L142 111L140 110H137L139 106H137V103L138 102ZM257 101V100H256ZM25 102V101H24ZM23 102V103H24ZM47 102V101H46ZM44 103L42 104V107L45 109V107H49L50 106H47V103ZM56 102V101H55ZM58 102V101H57ZM89 102V101H88ZM86 102V104L88 103ZM112 102H115L112 101ZM27 103V102H26ZM29 103V102H28ZM27 103V104H28ZM39 103V102H38ZM43 103V101H42ZM53 103V102H52ZM59 103V102H58ZM81 103V102H80ZM90 103V102H89ZM100 103V105H101ZM121 104H124L122 102H120ZM143 103V104H142ZM256 103V102H255ZM264 103V102H263ZM22 104V102H21ZM31 105V103H29ZM36 104V103H35ZM46 104V105H45ZM56 104V103H55ZM70 104V105H69ZM78 104V103H77ZM92 104V105H93ZM137 106L135 107L134 106ZM139 104V105H140ZM257 104V103H256ZM260 104V103H259ZM33 105V104H32ZM51 105V104H50ZM57 105V104H56ZM79 105V104H78ZM98 105V104H96ZM116 105H120L119 103L116 104ZM126 104H124V107H125ZM148 105H150L148 107ZM80 106V105H79ZM88 106V105H87ZM248 106V107H249ZM256 106V105H255ZM57 107V106H56ZM95 107V105H94ZM96 107H99V106H96ZM95 107V108H96ZM101 107V106H100ZM118 107V106H117ZM130 107V108H129ZM142 107V106H141ZM29 108V107H28ZM35 108H37V106H35ZM34 108V109H35ZM52 108V107H51ZM50 108V109H51ZM82 108V107H80ZM79 108V109H80ZM93 108V107H92ZM123 108V107H121ZM137 108V109H136ZM178 110L180 109L181 110V115H172L170 117H166V115L163 117V119L160 117L163 115V113H161L160 111L164 112L163 110H170V111H173L174 109H177ZM244 108V107H243ZM254 108V107H253ZM25 109V107H24ZM27 109V108H26ZM25 109V112L28 110ZM30 110L32 108H29ZM38 109V108H37ZM37 109H36V112H37ZM41 109V108H40ZM39 109V110H40ZM102 110V108H99ZM160 109H163V110H160ZM247 110V108H245ZM29 110V111H30ZM52 110H54L52 108ZM82 110V109H80ZM79 110V111H80ZM85 110V109H84ZM105 110V108H104ZM244 110V109H243ZM261 110V109H260ZM43 110L41 111H38V112H42ZM83 111V110H82ZM90 111V110H89ZM103 111V110H102ZM111 111V110H110ZM116 111V110H115ZM122 111V110H121ZM124 111V110H123ZM240 111V110H239ZM256 111V110H255ZM35 112V111H34ZM35 112V113H36ZM37 112V113H38ZM81 112V111H80ZM127 112V111H126ZM166 112V111H165ZM179 112V111H178ZM249 112V110H248ZM251 112V111H250ZM264 112V110H263ZM262 112V113H263ZM6 113V112H5ZM30 113H32L30 111ZM82 113V112H81ZM117 113V114H118ZM161 113V114H160ZM170 113V112H169ZM176 113V112H175ZM237 113V112H236ZM247 113V112H246ZM28 114V113H27ZM41 114V113H40ZM65 114V115H66ZM84 114V113H83ZM241 114V113H240ZM244 114V113H243ZM258 114V113H257ZM30 115V114H29ZM39 115V114H38ZM43 115V114H42ZM52 115V113H51ZM50 115V116H51ZM54 115V114H53ZM52 115V116H53ZM56 115V114H55ZM69 115V116H70ZM88 115V113H87ZM130 115V116H128ZM147 116H150L148 119ZM237 115V114H236ZM242 115V114H241ZM252 115V114H251ZM27 116V115H25ZM68 116V115H66ZM116 116V115H115ZM250 116V115H249ZM2 117V116H1ZM15 117V118H16ZM44 117V116H43ZM47 117V115H46ZM80 117V118H79ZM233 117V116H232ZM251 117V116H250ZM264 117V116H263ZM19 118V119H21ZM37 118V117H36ZM55 118V117H54ZM58 118V117H57ZM66 118V117H65ZM65 118L63 120H65ZM70 118V117H69ZM78 118L83 120L81 122V120H79V125H78ZM120 118V117H119ZM243 118V117H242ZM18 119V118H16ZM44 119V122H43V125L41 123H34V129H35V132L38 131V133H41L39 132L40 130H43V129H47V130H50V131H58V132H64V131H69L72 129V128H69L70 125L68 126V124L64 123L65 121L63 120H58L59 123H56L54 121H49V120H45ZM60 119V117H59ZM67 119V118H66ZM117 119V118H116ZM115 119V120H116ZM237 119V118H236ZM254 119V118H253ZM257 119V118H256ZM1 120V119H0ZM5 120V119H4ZM12 120V119H11ZM31 120L30 119H26V121H29ZM57 120V119H56ZM70 120V119H69ZM149 120H151L152 122H150ZM222 120H220L219 122H222ZM2 121V120H1ZM18 121V120H17ZM20 121V120H19ZM23 121V120H22ZM41 121V120H40ZM43 121V120H42ZM119 121V120H118ZM13 122V121H12ZM21 122V121H20ZM24 122V121H23ZM67 122V121H66ZM71 122V121H70ZM82 125H81V123ZM150 122V123H149ZM4 123V121H3ZM7 123V122H6ZM10 123V122H9ZM18 123V122H17ZM29 123V122H28ZM117 123V121L115 122ZM120 123V121H119ZM226 124H228V122L226 121L225 122ZM253 123V122H252ZM5 124V123H4ZM12 124V123H11ZM87 124V123H86ZM203 124H207V126H214L215 128H213L212 126L209 127L211 129H209V132L207 131H204L203 129L205 128V126ZM218 124V125H217ZM216 126L218 127L219 126V123H217ZM223 124V123H222ZM6 125V124H5ZM22 125V124H21ZM27 125V123H26ZM30 125V126H31ZM232 125V123H231ZM230 125V126H231ZM19 126V125H18ZM17 126V127H18ZM24 125H22L23 127ZM29 126V125H27ZM86 126V125H85ZM84 126V127H85ZM117 126V125H116ZM221 126V125H220ZM242 126V125H241ZM72 127V125H71ZM80 127V128H79ZM201 127H204V128H201ZM238 127V126H237ZM236 127V128H237ZM2 128V127H1ZM19 128V127H18ZM25 128V127H24ZM30 128V127H29ZM33 128V127H32ZM86 128V127H85ZM84 128V129H85ZM208 128V127H207ZM213 128V130H212ZM249 128V127H248ZM262 128V127H261ZM15 129V128H14ZM21 129V128H20ZM26 129V128H25ZM83 129V130H84ZM227 129V128H226ZM229 129V128H228ZM2 130V129H1ZM19 130V129H18ZM22 130V129H21ZM37 130V131H36ZM72 130V131H73ZM75 130V131H77ZM81 131V132H84V131ZM212 130V131H210ZM233 130V129H232ZM237 130V129H236ZM9 132V130H7ZM28 131V130H27ZM44 131V130H43ZM74 131V132H75ZM96 131V132H95ZM227 131V130H226ZM18 132V131H17ZM234 132V131H233ZM2 133V132H1ZM0 133V134H1ZM5 132H3L1 135H3ZM73 133V132H72ZM173 133V132H172ZM239 133V132H238ZM29 133H27V137L29 136L28 135ZM34 134V133H33ZM45 134V132L43 133ZM51 134V133H50ZM67 134V133H66ZM53 135V134H52ZM58 135L57 133H55V136H51V138L53 137L55 140H57L59 143H61V140L58 139V137L56 136ZM61 135V134H60ZM89 135V134H88ZM97 135V134H96ZM175 135V133L173 134ZM245 135V134H244ZM45 136V135H44ZM63 136V135H61ZM70 136V135H69ZM87 136V135H86ZM84 136V137H86ZM3 137V136H1ZM8 137V135L6 136ZM10 137V136H9ZM16 137V135H15ZM13 136V138L9 139L8 142L10 143H18V142H21V139H22V136L21 135H18L16 138ZM74 137V136H73ZM76 137V135H75ZM89 137V136H88ZM96 137V136H94ZM169 137V136H168ZM243 137V135L241 136ZM250 137V136H249ZM47 138V136H46ZM77 140H74L75 141H71L72 142V145L75 146V147H79L81 143H84L86 142L85 139L82 137H76ZM90 138V137H89ZM112 138V137H111ZM116 138V137H115ZM174 138V137H173ZM245 138V137H244ZM2 139V138H1ZM5 139V138H3ZM35 139V138H32V140ZM39 139V138H38ZM45 139V138H44ZM94 139V138H92ZM91 139V145L93 143ZM127 139V138H125ZM242 139V138H241ZM246 139V138H245ZM252 139V138H251ZM250 139V140H251ZM31 140V141H32ZM124 140V139H123ZM128 140V139H127ZM130 140V139H129ZM134 140V139H133ZM138 140V139H137ZM140 140V139H139ZM1 141V140H0ZM45 141V140H44ZM49 141V139H48ZM47 141V142H48ZM114 141V140H113ZM112 141V143H113ZM143 141V140H142ZM158 141V140H157ZM156 141V142H157ZM252 141V140H251ZM254 141V140H253ZM6 144L7 141H5ZM4 142V143H5ZM25 142V141H24ZM34 142V140L32 141V143ZM37 142V141H36ZM35 142V143H36ZM53 142V141H52ZM55 142V141H54ZM69 140L68 141H62L61 144L63 145H69L68 144ZM118 142V141H117ZM122 142V141H121ZM144 142V141H143ZM146 142V141H145ZM159 142V143H160ZM2 143V142H1ZM9 143V144H10ZM12 143V144H13ZM30 144V145H34V144ZM51 143V142H50ZM49 143V144H50ZM109 143V142H108ZM124 143V142H123ZM125 143H126V140H125ZM136 143V142H135ZM139 143V142H138ZM263 143V142H262ZM4 144V145H6ZM105 144V143H104ZM104 144H101L99 147H101L102 145ZM116 144V143H115ZM120 144V143H119ZM128 144V143H126ZM131 143H129L128 145H130ZM154 144H156L154 142ZM3 145V143H2ZM11 145V144H10ZM9 145V146H10ZM18 145V144H17ZM48 145V144H47ZM52 145V144H51ZM54 145H56L54 143ZM53 145V147H54ZM71 145V143H70ZM90 145V146H91ZM111 145V144H109ZM135 145V144H134ZM259 145V144H258ZM8 146V145H7ZM25 146V145H23ZM29 146V145H28ZM30 146V147H32ZM58 146V144L56 145ZM60 146V145H59ZM58 146V147H59ZM89 147V145H87ZM95 146V145H94ZM93 146V147H94ZM105 146V145H104ZM113 146V145H111ZM120 146H124L123 144L120 145ZM22 147V146H21ZM45 147V146H44ZM61 147V146H60ZM63 147V146H62ZM114 147V146H113ZM125 147V146H124ZM217 147V148H218ZM224 147V149H225ZM29 148V147H28ZM35 148V147H33ZM40 148V147H39ZM66 148V147H65ZM69 148V147H68ZM106 148V147H105ZM7 149V148H6ZM23 149V148H22ZM27 149V148H26ZM25 151H29V150H26ZM31 149V148H30ZM53 149V148H52ZM71 149V148H70ZM75 149V148H74ZM91 149L93 150V148L91 147ZM145 149V148H144ZM209 149V148H208ZM220 149V148H219ZM12 150V149H11ZM38 150V148H37ZM60 150V149H59ZM65 150V149H64ZM69 150V149H68ZM73 150V149H72ZM76 150V149H75ZM90 150V148H89ZM109 150V148H108ZM117 150V149H116ZM137 150V149H136ZM193 150V149H192ZM213 150V149H211ZM261 150V149H260ZM34 151V149H33ZM41 151V149H40ZM55 151V150H54ZM63 151V149H62ZM61 151V152H62ZM71 151V150H69ZM78 151V150H77ZM83 152V150H81ZM114 151V149H113ZM121 151V150H119ZM131 151V150H130ZM221 151V150H220ZM257 151V150H256ZM264 151V150H263ZM6 152V151H5ZM4 152V154H5ZM45 152V151H44ZM56 152V151H55ZM59 152V151H58ZM68 152V151H66ZM65 152V154H66ZM74 152V151H73ZM85 152V151H84ZM106 152V151H105ZM137 152V151H136ZM146 152V151H145ZM198 152V151H197ZM204 152V151H202ZM210 152V151H209ZM249 152V151H248ZM1 153V152H0ZM23 153L25 154L26 152H24V149H23ZM54 153V152H52ZM57 153V152H56ZM112 153V152H111ZM116 153V151L114 152ZM122 153V152H121ZM125 153V152H124ZM123 153V154H124ZM129 153V152H127ZM126 153V154H127ZM132 153V152H131ZM143 153V152H142ZM180 153V152H179ZM185 153V152H184ZM205 153V152H204ZM215 153V152H214ZM247 153V152H245ZM244 153V155H245ZM29 154V153H28ZM34 154V153H33ZM32 154V155H33ZM46 154V153H45ZM50 154V153H49ZM55 154V153H54ZM61 154V153H60ZM63 154V153H62ZM72 154V153H71ZM70 154V156H71ZM79 154V152H78ZM77 154V155H78ZM87 154V153H86ZM85 154V155H86ZM91 154V152H90ZM101 154V152H100ZM109 154V153H108ZM107 154V155H108ZM183 154V153H182ZM195 154V153H194ZM201 154V153H200ZM220 154V153H219ZM248 154V153H247ZM253 154V153H252ZM1 155V154H0ZM3 155V153H2ZM36 155V154H34ZM41 155V154H40ZM43 155V154H42ZM52 155V154H51ZM64 155V154H63ZM84 155V154H83ZM115 155V154H114ZM119 155V154H118ZM122 155V154H121ZM132 155V154H131ZM185 155V154H184ZM197 155V154H196ZM195 155V156H196ZM214 155V154H213ZM243 155V156H244ZM10 156V155H9ZM25 156V155H24ZM27 156V154H26ZM46 156V155H45ZM49 156V155H47ZM73 156V155H72ZM88 156V155H87ZM86 156V158H88ZM100 156V155H99ZM177 156V155H176ZM179 156V154H178ZM187 156V155H186ZM215 156V155H214ZM6 157L7 154H6ZM29 157V156H28ZM32 157V156H31ZM53 157V156H52ZM56 157V156H55ZM66 155H64V157L62 156L60 158V160L63 162L64 160H68ZM68 157H69V154H68ZM76 157V156H75ZM82 157V156H81ZM138 157V156H137ZM21 158V157H20ZM25 158V157H24ZM27 158V157H26ZM30 158V157H29ZM35 158V157H34ZM37 158V157H36ZM42 158V157H41ZM142 158V157H140ZM33 159V158H32ZM31 159V160H32ZM48 159V158H47ZM71 159V158H70ZM94 159V158H93ZM137 159V158H135ZM163 159V160H162ZM2 160V159H1ZM12 160V159H11ZM10 160V161H11ZM27 160V159H26ZM34 160V159H33ZM45 160V159H44ZM43 159L41 160V166L35 167V170H37V172H44L46 170H49L48 168L52 167V164L54 163H51V165H48V167H45V162ZM74 160V159H73ZM72 160V161H73ZM77 160V159H76ZM108 160V159H107ZM178 160V159H177ZM176 160V161H177ZM6 161V160H5ZM37 161V160H36ZM39 161V160H38ZM46 161V160H45ZM54 161V160H53ZM52 161V162H53ZM83 161V160H82ZM89 161V159H88ZM110 161V160H109ZM1 162V161H0ZM20 162V160H19ZM22 162V161H21ZM32 162V161H31ZM30 162V163H31ZM77 162V161H76ZM79 162V161H78ZM3 163V162H2ZM64 163V162H63ZM63 163H59V164H63ZM69 163V162H67ZM71 163V162H70ZM81 163V162H80ZM87 163V162H86ZM91 164V162H89ZM88 163V164H89ZM94 163V162H93ZM104 163V162H103ZM165 163V162H163ZM5 164V163H4ZM6 164H8L6 162ZM27 164H29L27 162ZM37 164V163H36ZM50 164V163H48ZM58 164V163H57ZM56 164V166H57ZM76 164V163H74ZM141 163L139 162V165ZM144 164V163H143ZM160 164V163H159ZM12 165H15V163H13ZM12 165L10 166L11 169L12 168ZM17 165V163H16ZM21 165V163H20ZM31 165V164H30ZM34 165V164H33ZM39 165V164H38ZM73 165V164H72ZM70 165V166H72ZM82 166L84 164H81ZM163 165V164H162ZM19 166V165H18ZM26 166V164H25ZM47 166V165H46ZM54 166V165H53ZM64 166V165H63ZM74 166V165H73ZM154 166V165H153ZM94 167V166H93ZM107 167V166H106ZM161 167V166H160ZM15 168V166H14ZM25 168V167H24ZM66 168V166H65ZM70 168V167H69ZM77 168V167H76ZM84 168V167H83ZM163 168V167H162ZM53 169V168H52ZM58 169V168H57ZM126 169V168H125ZM226 169V168H225ZM6 170V168H5ZM8 170V169H7ZM16 170V169H14ZM18 170V169H17ZM16 170V172H17ZM66 170V169H65ZM73 170V169H72ZM86 170V169H85ZM105 171V169H103ZM145 170V169H144ZM230 170V169H229ZM11 171V170H10ZM29 171V170H28ZM57 171V170H55ZM59 171V170H58ZM68 170H66V173H64L63 175H61L60 177H55L56 179L54 180L57 184H59L58 186L59 187H62L61 184H64V182H67L69 180H72V183L75 182V179L73 181V179L70 177L71 176V172H67ZM71 171V170H70ZM84 171V170H83ZM95 171V170H94ZM226 171V170H225ZM4 172V171H3ZM21 172V171H20ZM50 172V171H49ZM48 172V173H49ZM87 172V171H86ZM93 172V171H91ZM118 172V171H117ZM229 172V171H228ZM6 173V172H5ZM14 173V172H13ZM36 173V172H35ZM40 173V174H41ZM53 173V172H52ZM58 173V172H57ZM77 173V172H76ZM80 173V172H79ZM104 173V172H103ZM124 173V172H123ZM183 173V172H182ZM195 173V172H194ZM197 173V172H196ZM201 173V172H200ZM199 173V174H200ZM20 174V173H19ZM18 174V175H19ZM22 174V173H21ZM34 174V173H33ZM39 174V175H40ZM78 174V173H77ZM76 174V175H77ZM82 174V173H81ZM85 174V173H84ZM92 174V173H90ZM89 174V175H90ZM102 174V173H101ZM126 174V172H125ZM145 174V173H144ZM186 174V172H185ZM199 174H193L189 175H186V177L188 178V180H200V179H204L203 177H201V175ZM212 174V173H211ZM224 174V172L221 171V173L219 172L217 175H222ZM232 174V173H231ZM7 175V173H6ZM17 175V176H18ZM36 175V174H35ZM44 174H42L43 176ZM74 175V173L72 174ZM88 175V176H89ZM95 175V174H94ZM93 175V176H94ZM123 175V174H122ZM150 175V174H149ZM25 176V174H24ZM23 176V178H24ZM30 176H32V174H30ZM38 176V175H37ZM47 176V175H46ZM87 176V177H88ZM216 176V175H215ZM9 177V176H8ZM6 177V178H8ZM20 177V176H19ZM41 177V175L39 176ZM81 178V176H78ZM90 177V176H89ZM92 177V176H91ZM102 177V176H101ZM109 177V176H108ZM117 177V176H116ZM120 177V176H119ZM143 177V176H142ZM153 177V176H152ZM224 178V176H222ZM16 178V177H15ZM21 178V177H20ZM22 178V179H23ZM26 178V177H25ZM24 178V179H25ZM31 178V177H30ZM33 178V177H32ZM31 178V179H32ZM43 178V177H42ZM104 178H106V176H104ZM121 178V177H120ZM119 178V179H120ZM127 178V177H126ZM149 178V177H148ZM178 178V177H177ZM182 178V177H181ZM212 178V177H210ZM220 177H218L219 179ZM10 179V178H9ZM12 179V178H11ZM19 179V178H17ZM16 179V180H17ZM52 179H53V176H52ZM97 179H99L97 177ZM103 179V178H102ZM123 179V178H122ZM140 179V178H139ZM138 179V180H139ZM214 179H217L216 177H214ZM8 180V179H7ZM15 180V179H14ZM20 180V179H19ZM30 180V179H29ZM35 180V179H34ZM39 180V179H38ZM48 180V179H47ZM80 180V179H79ZM111 180V179H110ZM109 180V181H110ZM115 180V179H114ZM118 180V179H116ZM125 180V179H124ZM136 180V179H135ZM141 180V179H140ZM185 180V179H184ZM220 180V179H219ZM229 180V179H228ZM1 181V180H0ZM33 181V180H32ZM41 181V180H40ZM112 181V180H111ZM183 181V180H181ZM201 181V180H200ZM203 181V180H202ZM210 181V180H209ZM216 181V180H215ZM8 182V181H7ZM22 182V181H21ZM24 182V181H23ZM30 182V181H29ZM54 182V183H55ZM97 186L96 187H91V189H88V188H84L83 189H80L82 191H77L75 190V192L73 193H70V191H73L75 189V187L73 188V190L71 189H68L70 190L69 193L70 194H67L65 195V193H61L62 197L61 199L58 198V202L56 203H53L51 205H48L47 207L44 206V204L46 203L47 205V202H45L44 204L42 203V205H40V203L37 204L36 207L32 206L33 209L31 210H28L27 208V211H15L14 209H11V210H14L15 212H7L3 209L0 208V225L3 223V224H10L11 220L12 219L14 221V223H16V219H19V218H23L24 221L25 219L27 218L28 220V217H30V219L32 220V216H34L35 214H38L39 212L36 213L37 210H42L44 209V212L45 210H49V208H55V209H59L60 210H66L67 209L69 210L72 209L71 207H74L82 198H85V197H88V196H93L95 194H99V193H102L104 192V189L107 188L111 183L109 182V185H108V181L106 182H103V180L100 179V181H97ZM113 182V181H112ZM185 182V181H184ZM191 182V181H190ZM225 182V181H224ZM16 183V182H15ZM34 183V182H33ZM37 183V182H35ZM34 183V184H35ZM42 183V182H41ZM53 183V182H52ZM68 183V182H67ZM66 183V184H67ZM115 183V181L113 182V184ZM220 183V182H219ZM221 183L222 180H221ZM227 183V182H225ZM3 184V183H2ZM19 184V183H18ZM25 184V182H24ZM30 184V183H29ZM43 184V183H42ZM56 184V185H57ZM86 184V183H85ZM88 184V183H87ZM4 185V184H3ZM16 185V184H14ZM26 185V184H25ZM32 185V184H31ZM36 185V184H35ZM54 185V184H52ZM70 185V184H69ZM83 185V184H82ZM80 185V186H82ZM107 185V186H106ZM191 185V184H189ZM194 185V183H193ZM228 185V184H227ZM233 185V184H231ZM10 186H11V183H10ZM22 186V185H21ZM38 186V185H37ZM44 186V184H43ZM55 186V185H54ZM65 186V185H64ZM79 186V187H80ZM87 186V185H86ZM95 186V185H94ZM209 186V185H208ZM216 186V185H215ZM6 187V186H4ZM24 187V185H23ZM30 187V186H29ZM66 187V186H65ZM64 187V188H65ZM70 187V186H69ZM72 187V186H71ZM113 187V186H112ZM207 188V185L205 186ZM225 187V186H224ZM21 188V187H20ZM25 188V187H24ZM27 188V187H26ZM25 188V189H26ZM41 188V187H40ZM56 188V187H55ZM77 188V187H76ZM192 188V187H191ZM190 188V189H191ZM198 188V187H197ZM17 189V188H16ZM42 189V188H41ZM46 189V188H45ZM79 189V188H78ZM114 189V188H113ZM7 190V189H6ZM19 190V188L17 189V191ZM106 190V189H105ZM197 190V189H195ZM206 190V189H205ZM25 191V190H23ZM47 191V190H46ZM54 191V190H53ZM61 191V190H60ZM65 191V190H64ZM115 191V190H114ZM20 192V191H19ZM62 192V191H61ZM66 192V191H65ZM10 193V192H9ZM23 193V192H22ZM43 192H41L42 194ZM49 193V192H48ZM182 193V191H181ZM40 194V195H41ZM60 194V193H59ZM103 194V193H102ZM252 194V193H251ZM255 194V193H254ZM32 195V194H31ZM43 195V194H42ZM47 195V194H46ZM52 195V194H50ZM65 195V196H64ZM173 195V194H172ZM171 195V196H172ZM12 196V195H11ZM34 196V195H33ZM59 196V195H58ZM157 196V195H156ZM180 196V195H179ZM35 197V196H34ZM55 197V196H54ZM92 197V198H93ZM97 197V196H95ZM163 198V196H161ZM166 197V196H165ZM176 197V195L174 196ZM254 197V196H253ZM13 198V197H12ZM17 198V197H16ZM51 198V197H50ZM89 198V197H88ZM152 198V197H151ZM157 198V197H156ZM186 198V197H185ZM256 198V197H255ZM9 199V198H8ZM14 199V198H13ZM18 199V198H17ZM39 199V198H38ZM47 199V198H46ZM96 199V198H95ZM101 199V198H100ZM153 199V198H152ZM165 199V198H164ZM163 199V200H164ZM167 199V198H166ZM176 199V198H175ZM180 199V198H179ZM11 200V199H10ZM26 200V198H25ZM29 200V199H28ZM35 200V199H34ZM150 200V198H149ZM148 200V201H149ZM155 200V199H154ZM162 200V201H163ZM254 200V199H253ZM54 201H57L56 198L54 199ZM87 201V200H86ZM143 201V200H142ZM147 201V200H146ZM144 201V202H146ZM147 201V202H148ZM153 201V200H152ZM167 201V200H166ZM9 202V201H8ZM33 202V201H32ZM97 202V201H96ZM137 202V200H136ZM134 201V203H136ZM144 202H138L136 203V206L137 207H140L142 206L143 204H146ZM154 202V201H153ZM161 202V201H160ZM168 202V201H167ZM182 202V200H181ZM19 203V202H18ZM50 203V202H49ZM132 203V202H131ZM150 203V202H148ZM163 203V202H162ZM160 203L155 205L157 207V210L159 209V211L161 212L160 208L159 207H162L164 206L165 204L163 203ZM177 203V202H176ZM12 204V203H10ZM31 204V203H30ZM29 204V205H30ZM35 204V203H34ZM87 204V203H86ZM85 204V205H86ZM153 204V203H152ZM151 204V205H152ZM169 204V203H168ZM180 204V202H179ZM182 204V203H181ZM4 205V203H3ZM18 205V204H17ZM82 205V204H81ZM84 205V204H83ZM132 205H135V204H132ZM167 205V204H166ZM165 205V206H166ZM256 205V204H255ZM26 206V205H25ZM77 206V205H76ZM75 206V207H76ZM150 206V205H149ZM164 206V207H165ZM170 206V205H169ZM168 206V207H169ZM173 206V205H171ZM176 206V205H175ZM179 206V205H178ZM188 206V205H187ZM12 207V206H11ZM15 207V206H13ZM20 207V206H19ZM47 209H45V208ZM82 207V206H81ZM146 207V206H145ZM155 207V208H156ZM167 207V206H166ZM182 207V206H181ZM87 208V207H86ZM127 208H130V207H127ZM142 208H144L142 206ZM152 208V207H151ZM170 208V207H169ZM183 209L185 207H182ZM22 209V208H20ZM74 209V208H73ZM79 209V208H78ZM78 209H75V210H78ZM116 209V208H115ZM145 209V208H144ZM167 209V208H166ZM165 209V210H166ZM178 209H181V208H178ZM261 209V208H260ZM264 209V208H263ZM80 210V209H79ZM83 210V208L81 209ZM85 210V209H84ZM134 210V209H133ZM147 210V209H146ZM174 210V209H173ZM193 210V209H192ZM195 210V209H194ZM52 211V210H51ZM126 211V210H124ZM130 211V210H129ZM149 211V210H148ZM164 211V209H163ZM177 211V210H176ZM179 211V210H178ZM196 211V210H195ZM264 211V210H262ZM49 212V211H48ZM62 212V211H61ZM71 212V211H70ZM76 212V211H75ZM85 212V211H83ZM127 212V211H126ZM133 212V211H132ZM157 212V211H156ZM43 213V212H42ZM42 213H39L40 217L43 215ZM54 213V212H52ZM56 213V212H55ZM68 213V212H67ZM88 213V212H87ZM135 213V212H134ZM153 213V212H152ZM189 213V212H188ZM46 214V212H45ZM49 214V213H47ZM46 214V215H47ZM51 214V213H50ZM61 214V213H60ZM99 214V213H98ZM167 214V213H166ZM262 214V213H261ZM138 215V214H137ZM141 215V214H139ZM74 216V214L72 215ZM72 216L70 217V219L72 218ZM98 216V215H97ZM100 216V215H99ZM145 216H146V213H145ZM43 217V216H42ZM47 217V216H46ZM60 217V216H59ZM81 217V216H80ZM78 217V218H80ZM83 217V216H82ZM81 217V218H82ZM101 217V216H100ZM132 217V216H131ZM144 217V216H143ZM157 217V215H156ZM35 218V217H33ZM74 218V217H73ZM77 218V219H78ZM97 218V217H96ZM130 218V216H129ZM134 218V217H133ZM148 218V217H147ZM15 219V220H14ZM42 219V218H41ZM61 219V218H60ZM76 219V218H75ZM83 220L84 219H87V218H82ZM94 219V218H93ZM131 219V218H130ZM137 219V217H136ZM6 220H10L9 222H7ZM44 220V219H42ZM82 220V221H83ZM20 221V219H19ZM23 221V220H22ZM65 221V220H64ZM63 221V222H64ZM76 222V220H74ZM80 221V220H78ZM81 221V222H82ZM143 221V220H142ZM31 222V221H29ZM28 222V223H29ZM34 222V221H33ZM41 222V221H40ZM68 222V221H66ZM65 222V223H66ZM73 222V221H72ZM71 222V223H72ZM73 222V224L75 223ZM85 222V221H84ZM82 222V224L84 223ZM95 222V220H94ZM97 222V221H96ZM21 223V222H20ZM26 223V222H25ZM27 223V224H28ZM42 223V222H41ZM31 224V223H30ZM28 224V226L30 225ZM36 224V223H35ZM77 224V223H76ZM81 224V225H82ZM86 224V223H85ZM88 224V222H87ZM41 225V224H40ZM80 225V224H79ZM20 226V225H19ZM22 226V224H21ZM27 226V225H26ZM2 227V226H1ZM5 227V226H4ZM18 227V226H17ZM14 228V227H13ZM15 228H16V225H15ZM21 227H19L18 229H20ZM11 229V228H9ZM27 230L25 231H28V228H25ZM44 230V229H42ZM49 230V229H48ZM2 232V231H1ZM20 233V231H18ZM16 232V233H18ZM22 232V230H21ZM29 232H31V230H29ZM42 232V231H41ZM49 232V231H48ZM71 232V231H70ZM18 233V234H19ZM33 233V232H32ZM38 233V232H37ZM27 236H28V233H26ZM31 234V233H29ZM35 234V233H34ZM52 234V233H51ZM70 234V233H69ZM74 234V233H73ZM72 234V235H73ZM4 235V234H3ZM20 235V234H19ZM22 235V234H21ZM24 235H25V232H24ZM55 235V234H54ZM23 236V235H22ZM76 236V235H75ZM38 237V236H37ZM40 237V236H39ZM183 237V236H182ZM190 237V236H189ZM193 237V236H192ZM22 238V237H20ZM19 238V239H20ZM26 238V237H25ZM30 238V237H29ZM181 238V237H180ZM179 238V240H180ZM184 238V237H183ZM72 239V237H71ZM186 239V238H184ZM199 239V238H198ZM27 240V239H26ZM33 240V239H31ZM40 240V239H39ZM67 240V239H66ZM130 240V239H129ZM62 241V240H61ZM194 241V240H193ZM175 242V241H174ZM193 242L191 240H183L182 242H179L176 247L174 246V248L176 249V251L178 249H181V248H187V246L189 245H193L192 244ZM197 243V242H196ZM62 244V243H60ZM128 244V243H127ZM176 244V243H175ZM67 245V244H66ZM120 245H123L122 243ZM172 245V244H171ZM41 246V245H40ZM44 246V245H43ZM42 246V247H43ZM128 246V245H127ZM188 246V247H189ZM190 246V248H192ZM199 246V245H198ZM37 247V246H36ZM61 247V245H60ZM64 247H67V246H64ZM122 247V246H121ZM124 247V246H123ZM197 247V246H195ZM201 247V246H200ZM68 248V247H67ZM119 248V247H118ZM173 248V249H174ZM199 248V247H197ZM37 249V248H36ZM70 249V248H69ZM73 249V248H72ZM122 248H120L121 250ZM161 249V248H160ZM163 249V248H162ZM161 249V250H162ZM165 249V247H164ZM188 249V248H187ZM196 249V248H195ZM35 250V249H34ZM42 250V248H41ZM40 250V251H41ZM45 250V249H44ZM63 250V249H61ZM118 250V249H117ZM126 250V249H124ZM186 250V249H184ZM64 251V250H63ZM74 251V250H73ZM78 251V249H77ZM111 251V250H110ZM152 251V249H151ZM157 251V250H155ZM154 251V252H155ZM166 251V250H165ZM175 251V252H176ZM203 251V250H202ZM76 252V251H75ZM106 252V251H105ZM117 252V251H115ZM173 252V250H172ZM171 252V254H172ZM193 252V251H192ZM39 253V252H37ZM64 253V252H63ZM82 253V252H81ZM120 253V252H119ZM144 253V252H143ZM142 253V255H143ZM148 253V252H147ZM164 252H160V253H157L158 255L160 254H163ZM169 253V251H168ZM197 253V252H196ZM41 254V253H40ZM74 254V253H73ZM72 254V256H73ZM76 254V253H75ZM107 254V253H106ZM109 254V253H108ZM153 254V252H152ZM177 254L180 256V254L177 252ZM176 254V255H177ZM193 254V253H192ZM46 255V254H45ZM67 255V254H65ZM83 255V254H82ZM121 255V254H120ZM124 255V254H123ZM121 255V256H123ZM140 255V254H139ZM138 255V256H139ZM159 255V256H160ZM167 255V253H166ZM205 255V254H204ZM204 255H201V256H204ZM213 255V254H212ZM211 255V256H212ZM32 256V255H31ZM36 256V255H35ZM42 256V255H40ZM64 256V255H63ZM75 256V255H74ZM115 256V254H114ZM127 256V255H126ZM144 256V255H143ZM147 256V255H146ZM158 256V257H159ZM163 256H165L163 254ZM161 255V257H163ZM174 256V255H173ZM172 256V257H173ZM178 256V257H179ZM193 256V255H192ZM199 256V255H198ZM19 257V256H18ZM106 257V255L104 256ZM109 257V256H108ZM160 257V259H161ZM169 257V256H167ZM171 257V255H170ZM169 257V258H170ZM185 257V256H184ZM33 258V257H32ZM73 258V257H72ZM82 258V257H80ZM85 258V257H84ZM84 258L82 261H84ZM111 258V256H110ZM120 258V257H119ZM122 258V257H121ZM146 258V257H145ZM148 258V257H147ZM155 258V257H154ZM157 258V257H156ZM28 258L26 259H22V262L23 260H27ZM42 259V258H41ZM77 258H75L76 260ZM87 259V258H86ZM89 259V258H88ZM87 259V260H88ZM105 259V258H104ZM114 259V258H112ZM126 259V258H124ZM122 260V261H125V260ZM142 259V258H141ZM152 259V258H151ZM158 259V258H157ZM157 259H155L157 261ZM165 259V258H164ZM168 259V258H167ZM11 260V259H10ZM34 260V259H33ZM38 260V258H37ZM69 260H72V259H69ZM74 260V261H75ZM79 260V258H78ZM100 260V259H99ZM139 260V259H138ZM170 260V259H169ZM28 261V260H27ZM73 261V260H72ZM111 261V260H110ZM108 261V262H110ZM121 261V262H122ZM153 261V260H152ZM171 261V260H170ZM224 261V260H223ZM2 262V261H1ZM21 262V263H22ZM34 262V261H33ZM37 262V261H36ZM80 262V261H79ZM86 262V261H85ZM133 262V261H132ZM136 262V261H135ZM144 262V261H143ZM146 262V260H145ZM150 263V261H148ZM147 262V263H148ZM181 262V261H180ZM72 264V262H70ZM82 263V262H81ZM89 263V262H88ZM87 263V264H88ZM103 263V262H102ZM128 263V262H127ZM129 263H131L129 261ZM134 263V262H133ZM148 263V264H149ZM152 263V262H151ZM155 263V262H154ZM153 263V264H154ZM158 263V262H157ZM217 263V262H216ZM7 264V263H6ZM9 264V263H8ZM66 264V263H65ZM76 264V263H75ZM93 264V263H91ZM122 264V263H121ZM124 264V263H123ZM146 264V263H145ZM178 264V263H177Z\"/></svg>","mask_w":264,"mask_h":264}]
</instances>
